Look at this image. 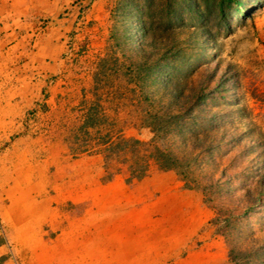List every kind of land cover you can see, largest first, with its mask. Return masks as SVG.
<instances>
[{"label":"rangeland","instance_id":"1","mask_svg":"<svg viewBox=\"0 0 264 264\" xmlns=\"http://www.w3.org/2000/svg\"><path fill=\"white\" fill-rule=\"evenodd\" d=\"M121 1L107 2L108 32L97 54L87 44L75 47L74 58L82 57L85 63L92 50L88 93L77 105L66 103L52 116L58 127L52 131L54 138H61L73 157H96L100 183L143 185L141 189L155 191V199L179 195L171 208L174 217L192 225L187 232L192 241L182 258L191 257L188 252L194 256L186 264H234L232 250L246 254L247 264H264V0H240L238 9L233 6L222 13L218 0H132L142 11L130 21L133 42L117 11ZM92 2L79 6L86 11ZM140 16L149 28L146 35L139 27ZM168 20L177 28L165 26ZM74 35L68 34V51ZM148 44L169 49L164 86L173 82L176 90L206 96L191 118L173 119L172 127L160 134L152 130L162 124L159 117L168 112L179 116L180 106L158 98L156 86L138 82L135 66L142 59L137 48ZM190 64L195 68L192 75L187 72ZM90 108L96 109L98 121L82 127ZM35 115L36 110L27 114L32 123L40 119ZM107 134L111 141H140L133 150L137 154L132 146L104 152ZM16 137L0 145V241L13 264H23L27 240L25 230L19 232L17 226L26 224L33 213L47 214L48 207L43 201L45 179L34 175L29 142L15 144ZM155 147L187 161L189 179L179 169L162 171L145 160ZM136 159L148 163L146 176L137 181L128 174ZM163 207L156 216L165 220L169 214ZM254 251L257 254L251 255Z\"/></svg>","mask_w":264,"mask_h":264},{"label":"crops","instance_id":"2","mask_svg":"<svg viewBox=\"0 0 264 264\" xmlns=\"http://www.w3.org/2000/svg\"><path fill=\"white\" fill-rule=\"evenodd\" d=\"M86 1L0 0V145L15 135V144L29 142L48 207L17 226L27 240L23 264H186L194 256L182 258L192 225L174 217L179 195L155 199L143 185L100 183L98 159L71 156L53 136L52 116L88 93L92 50L85 63L74 58L75 47L87 44L97 54L108 32V0H93L79 16ZM71 32L75 42L68 51ZM33 110L40 118L34 123L27 117ZM164 204L165 220L156 216ZM2 257L1 264H13L1 242Z\"/></svg>","mask_w":264,"mask_h":264},{"label":"trees","instance_id":"3","mask_svg":"<svg viewBox=\"0 0 264 264\" xmlns=\"http://www.w3.org/2000/svg\"><path fill=\"white\" fill-rule=\"evenodd\" d=\"M219 2V10L220 12H224L226 9L228 11L229 8H232L235 6L237 9L239 8L240 5H242L240 0H218ZM189 10V9H188ZM230 10V9H229ZM117 11L119 12V15L121 16V21L127 24V31L129 33V37L134 41L133 39L135 34L133 32V27L130 23L131 18L134 17V15L139 14L141 15V10L137 8V6L134 5L132 0H122L121 5L117 8ZM176 13V10L171 11V14L174 16ZM139 27L142 32V34L146 35L149 33V28L146 25V22L144 19H142V16H140V21H139ZM169 29L177 28V24L167 21L165 24ZM148 50H147V49ZM138 51L141 53V59L138 64L135 66V74L137 76V80L139 83L143 85H153L156 86L157 93L159 95L158 98L164 99L167 98L168 100V105H174V106H180L177 112L178 115L176 117V113L168 112L167 115L160 116L159 118L162 121L161 125H154L152 127V130L154 131L155 134H160L164 130H168L172 127V120L175 118H185L189 117L191 118L192 114L194 113V110L196 107L201 105L204 101L206 96L204 95L203 92L199 91L198 93H192L188 91V93L184 90H176L175 85H173V82L171 84H166L164 86L163 84V76L168 73L170 70L169 63L164 61L166 58V54L169 49H167L166 45L159 44H148V46L144 48H137ZM195 68L193 67V64H190L187 68L188 74H193L195 71ZM172 77V75H171ZM171 79V78H170ZM150 82V83H149ZM160 91L164 92L160 95ZM156 94H154L155 96ZM157 98V97H156ZM143 99L145 101L149 100V97L147 95H144ZM157 99H155L156 101ZM154 101V102H155ZM182 102V104H181ZM185 107V108H184ZM95 111V113H94ZM97 114L96 109L90 108L89 113L86 117L85 123L82 127H92L94 124L98 121L97 118H95ZM158 117H154L156 120ZM157 120H160V119ZM106 137L105 142H102V144H106V148L104 149V152L109 151L111 154L112 153H118L120 151L125 150L127 146H132V152L136 153V151H133L137 146H139L141 143L140 141L136 139H123L120 137H117L115 141L110 140V135H105ZM133 153V154H134ZM137 154V153H136ZM145 160H150L152 161L159 170L162 171H168V170H180V174L182 175L183 178L189 179V163L186 162H181L178 157L173 154L171 151H165L161 150L157 147H155L147 157H143ZM147 158V159H146ZM137 160V159H136ZM134 161L131 163L132 166L129 167L128 174L129 178L131 180H140L143 177L146 176V173L148 171V163L144 161L143 159H139L137 161ZM143 160V161H142ZM147 160V161H148ZM229 221L228 217L226 219ZM1 243V242H0ZM257 254L255 251L250 253L252 254ZM230 257L232 259V262L234 264H247V261L245 257H247L246 254L240 253V252H234L233 250L230 253ZM2 262V259L0 260V264Z\"/></svg>","mask_w":264,"mask_h":264},{"label":"built area","instance_id":"4","mask_svg":"<svg viewBox=\"0 0 264 264\" xmlns=\"http://www.w3.org/2000/svg\"><path fill=\"white\" fill-rule=\"evenodd\" d=\"M79 11H80V14H79V16H82V13H83V10H84V8L82 7V6H79Z\"/></svg>","mask_w":264,"mask_h":264}]
</instances>
